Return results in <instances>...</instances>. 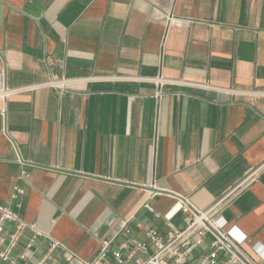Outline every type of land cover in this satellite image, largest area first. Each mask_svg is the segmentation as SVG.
Listing matches in <instances>:
<instances>
[{
	"label": "crops",
	"instance_id": "crops-1",
	"mask_svg": "<svg viewBox=\"0 0 264 264\" xmlns=\"http://www.w3.org/2000/svg\"><path fill=\"white\" fill-rule=\"evenodd\" d=\"M16 186L42 252L168 234L143 204L184 201L264 264V0H0V203Z\"/></svg>",
	"mask_w": 264,
	"mask_h": 264
},
{
	"label": "built area",
	"instance_id": "built-area-1",
	"mask_svg": "<svg viewBox=\"0 0 264 264\" xmlns=\"http://www.w3.org/2000/svg\"><path fill=\"white\" fill-rule=\"evenodd\" d=\"M25 175L23 170L21 177ZM24 192L23 187L16 186L12 193L14 205L0 203V264H252L240 251L246 235L236 236V228H228L222 216L197 212L184 201L166 214L160 213L150 200L143 204L145 210L166 221L168 234L149 220L130 218L123 220L113 238L101 240L93 259L72 251L65 253L66 247L59 241L50 242L42 252L40 239L45 234L21 216ZM180 211L182 223L177 224L173 219ZM28 228L33 234L22 246ZM257 252L264 260V251L257 248Z\"/></svg>",
	"mask_w": 264,
	"mask_h": 264
}]
</instances>
